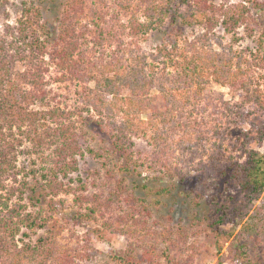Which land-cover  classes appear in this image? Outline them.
Returning <instances> with one entry per match:
<instances>
[{
    "label": "trees",
    "instance_id": "obj_1",
    "mask_svg": "<svg viewBox=\"0 0 264 264\" xmlns=\"http://www.w3.org/2000/svg\"><path fill=\"white\" fill-rule=\"evenodd\" d=\"M71 1L65 0L62 17L50 25L43 19L39 0H22L14 23H4L0 32V264H79L77 258L88 257L80 252L77 257L67 252L60 256L55 235L48 229L52 215L32 212L28 202L24 203L29 181L22 174L19 155L26 151L22 148L25 142L31 148L27 153L40 158L43 147L56 143L46 165L30 169L33 179L39 181L38 169L45 177L39 184L48 199L40 200V209L47 204V211L54 212V197L59 191H69L70 183L65 179H72L69 175L78 169L79 157L85 150L93 152L80 142L77 122L86 120L85 125L92 124V129L104 132L111 145L107 152L116 160L119 171L127 172L140 161L133 149L134 137L148 138L154 149L160 145L166 149L172 143L176 144L174 148H183L182 140L194 135L190 123L195 121L203 90L211 82L240 90L244 100L263 105L262 44L255 49L234 50L231 44L216 41V49L209 37L219 24L237 41V28H248L254 20L252 10L264 11V3L259 0L228 1L207 8L200 6L207 0H173L171 6L142 0V20L133 9L125 23L96 16L84 22L77 15L82 10L70 7ZM5 2L0 0V5ZM250 2L251 6L247 4ZM179 5L186 9L181 11ZM169 11L183 23H191L189 15L195 17L205 31L192 40L179 41L180 35H165L155 52L140 51L138 38L160 27ZM180 26L175 27L179 30ZM125 30L127 40L115 36ZM50 66L57 69L54 81L78 84L80 106H60L49 87ZM142 110L149 112L146 119L141 117ZM186 129L181 136L179 131ZM235 131L232 144L243 158L227 155L229 164L218 168L216 176V163L224 159L221 141L216 143V151L206 153L207 161L202 164L207 183L218 187V180L225 177L238 189L222 196L211 186L204 187L211 207L208 224L217 233L222 232V225L238 224L264 187L263 156L247 148L246 133L238 128ZM256 133L262 139L264 126L258 125ZM80 187H85L81 180ZM82 198V194L75 196L81 204ZM94 211V207H88V212L79 214L88 217ZM46 227L47 234L38 235L34 241L22 238L28 237L27 229L37 233ZM235 238L236 263L253 264L247 242L240 234ZM131 251L111 257L119 264H141Z\"/></svg>",
    "mask_w": 264,
    "mask_h": 264
},
{
    "label": "rangeland",
    "instance_id": "obj_2",
    "mask_svg": "<svg viewBox=\"0 0 264 264\" xmlns=\"http://www.w3.org/2000/svg\"><path fill=\"white\" fill-rule=\"evenodd\" d=\"M5 1L0 5V32L4 23H14L22 0ZM39 1L43 7V19L50 25L57 24L67 5L65 0ZM158 1V4L164 6L166 3L168 6L173 5V0ZM228 1L240 3L242 0H207L205 6H200L207 8L210 4L218 6ZM259 1L264 3V0ZM141 2L72 0L74 5L70 7L82 10L77 15L84 22L96 16L110 22L116 19L117 22L125 23L133 9L137 10L134 12L136 17L142 20ZM127 4L129 10L124 9ZM192 4L194 6L193 1ZM247 4L251 6V2ZM179 7L181 11L186 9L185 5ZM252 13L254 20L249 23L250 27L237 28V41L218 24L209 32L213 47L217 49L215 42L220 41L226 46L231 44L234 50L255 49L261 44L264 48V11L254 9ZM188 18L191 23H183L180 17H172L169 11L160 27L138 38L139 50L155 52L165 35H180L179 41L183 38L192 40L205 31L203 25L195 21V17L189 15ZM179 23L181 26L178 30L175 26ZM126 32L117 31L115 36L127 40ZM56 71V67L50 66L49 87L60 106L70 109L80 106L78 84L54 81L52 78L57 74ZM261 103L263 105L244 100L240 90L235 91L215 82L209 83L203 90L199 110L194 113L195 121L190 123L189 129L194 135L182 140L183 148H174L176 144L172 143L166 149L161 145L154 149L148 143V138L134 137L133 149L140 161L127 172L119 171L116 160L107 152L111 147L108 136L92 129V124L85 125L86 120L84 123L77 122L80 142L92 148L93 152L85 150L83 156L79 157L78 169L69 175L72 179H65V182L70 183L69 191H59L54 197L57 207L54 212L47 211V204L40 209V200L45 197V191L39 181L43 182L45 177L41 175L42 170L38 169L39 181L33 179L30 169L46 165L54 153L56 143L50 142L43 147L41 159L33 153H27L31 148L25 142L22 148L26 151L19 155L22 174L29 181L24 203L28 202V210L32 212L41 211L52 215L53 220L48 229L55 235L60 256L66 252L74 257L79 252L88 254V257L76 259L79 264H119L111 256L123 255L129 249H132L131 253L141 264H168L165 254L172 264H237L238 245L235 236L238 234L247 242L252 263L264 264V187L238 224L222 225L219 227L222 232L217 233L208 224L211 207L204 187L211 186L214 191H220L222 196L234 194L238 189H235L231 181L227 182L225 177L218 180V187L207 183V174L202 169L203 162L207 161L206 153L216 151L215 145L221 141L224 159L215 162L216 176L218 168L229 164L227 155L231 154L240 160L243 158L232 144L236 128L248 135L247 148L257 151L264 158V135L259 139L256 133L258 125L264 126V96ZM148 116L147 110L141 111L143 119ZM185 131L187 129L179 131V134L183 136ZM80 180L84 188L80 187ZM77 194L83 195L82 204L75 200ZM28 196L34 199L28 200ZM87 206L94 207L95 211L84 217L79 212H88ZM26 231L28 237L22 236L26 241H34L38 235L48 232L47 227L46 230L38 229L37 233L28 229Z\"/></svg>",
    "mask_w": 264,
    "mask_h": 264
}]
</instances>
